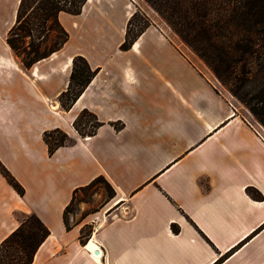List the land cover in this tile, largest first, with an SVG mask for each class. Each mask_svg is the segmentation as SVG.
<instances>
[{
	"label": "crops",
	"instance_id": "obj_1",
	"mask_svg": "<svg viewBox=\"0 0 264 264\" xmlns=\"http://www.w3.org/2000/svg\"><path fill=\"white\" fill-rule=\"evenodd\" d=\"M133 2L60 13L67 42L24 69L5 42L19 0H0V75L14 79L0 94V162L24 190L0 174V243L33 214L49 235L31 264H264V143L159 27L119 50ZM75 56L97 73L65 111ZM83 110L101 125L80 137ZM54 129L72 143L49 155ZM98 177L113 191L104 215L66 229L64 209Z\"/></svg>",
	"mask_w": 264,
	"mask_h": 264
},
{
	"label": "trees",
	"instance_id": "obj_2",
	"mask_svg": "<svg viewBox=\"0 0 264 264\" xmlns=\"http://www.w3.org/2000/svg\"><path fill=\"white\" fill-rule=\"evenodd\" d=\"M205 64L215 78L248 110L250 117L264 129V0H144ZM86 0H19L15 21L6 34V45L24 69L58 52L68 40V34L59 23L60 13L78 15ZM138 12L126 24L125 36L119 50H128L134 41L150 26L143 16L141 24L131 33L130 26ZM97 73L81 56L72 59L66 89L58 101L67 111ZM253 85L250 95L246 86ZM83 117L91 120L89 131L80 130ZM101 124L95 116L83 110L72 126L80 137L90 136ZM48 154L72 143L59 129L45 131L42 135ZM0 174L20 196L24 190L0 162ZM102 182L113 197L110 185ZM94 180V181H95ZM253 199H261L254 189H246ZM75 196V195H73ZM63 211L65 213L73 203ZM172 230L177 231L176 227ZM91 231L82 232L81 243ZM49 235L48 229L35 215L23 217L18 227L0 243V264H31L41 243Z\"/></svg>",
	"mask_w": 264,
	"mask_h": 264
},
{
	"label": "rangeland",
	"instance_id": "obj_3",
	"mask_svg": "<svg viewBox=\"0 0 264 264\" xmlns=\"http://www.w3.org/2000/svg\"><path fill=\"white\" fill-rule=\"evenodd\" d=\"M133 2V0H131ZM135 11L138 12L136 17L133 19L132 24L130 26L131 33H134L135 29L142 22L143 16L149 21L150 26H157L163 32V35L170 39L173 42V45L179 52L185 56V58L193 65V67L201 74L206 76L213 85V89L216 94L223 97L227 102L232 103L236 112L239 116L244 117L253 128H255L261 135L264 137V129L261 130L258 125L254 123V121L250 118V115L246 110H248L243 104H241L229 91L223 86L212 74V72L205 66V64L191 51L189 47H187L180 39L175 35V33L169 28V26L159 17V15L144 1V0H134ZM133 12V13H134ZM146 30V29H145ZM144 30V31H145ZM2 33V29H0V34ZM6 36V35H5ZM6 38V37H5ZM12 53V52H11ZM13 54V53H12ZM6 53L4 52L3 46L0 43V56H4ZM14 56V55H13ZM15 57V56H14ZM16 58V57H15ZM16 60L20 63V61L16 58ZM21 64V63H20ZM22 66V65H21ZM12 73V72H9ZM15 78V77H14ZM14 79L11 81L6 79L4 76L0 75V94L2 89L5 86L12 84ZM253 85L246 86L245 90L252 95L255 93L253 89ZM249 111V110H248ZM91 120L89 117H83L79 123L78 127L80 130L89 131L91 129L92 124L87 123V121ZM110 192L107 187L100 182L99 180H95L91 182L86 187H83L79 190L75 196H73V203L65 213V221L68 226L76 225L87 215H98L100 212V216L104 215V203L107 198H109ZM93 231V227L91 225H87L83 228L84 233H88Z\"/></svg>",
	"mask_w": 264,
	"mask_h": 264
},
{
	"label": "built area",
	"instance_id": "obj_4",
	"mask_svg": "<svg viewBox=\"0 0 264 264\" xmlns=\"http://www.w3.org/2000/svg\"><path fill=\"white\" fill-rule=\"evenodd\" d=\"M251 118V117H250ZM252 119V118H251ZM253 120V119H252ZM254 121V120H253ZM245 122L247 123V125L248 126H250V128L253 130V132L256 134V136L259 138V140L261 141V142H263L264 143V137L261 135V133H259L255 128H253L252 126H251V124L247 121V120H245ZM254 123L256 124V125H258V127L261 129V130H263L262 129V127L258 124V123H256L255 121H254ZM264 131V130H263ZM264 133V132H263Z\"/></svg>",
	"mask_w": 264,
	"mask_h": 264
},
{
	"label": "water",
	"instance_id": "obj_5",
	"mask_svg": "<svg viewBox=\"0 0 264 264\" xmlns=\"http://www.w3.org/2000/svg\"><path fill=\"white\" fill-rule=\"evenodd\" d=\"M98 253V251H95L94 254L96 255Z\"/></svg>",
	"mask_w": 264,
	"mask_h": 264
},
{
	"label": "bare ground",
	"instance_id": "obj_6",
	"mask_svg": "<svg viewBox=\"0 0 264 264\" xmlns=\"http://www.w3.org/2000/svg\"><path fill=\"white\" fill-rule=\"evenodd\" d=\"M91 246V245H90Z\"/></svg>",
	"mask_w": 264,
	"mask_h": 264
}]
</instances>
